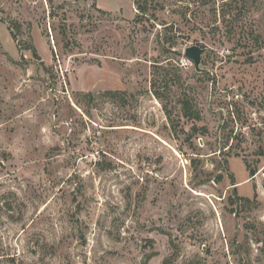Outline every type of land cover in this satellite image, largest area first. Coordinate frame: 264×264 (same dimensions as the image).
<instances>
[{
	"label": "rangeland",
	"instance_id": "rangeland-1",
	"mask_svg": "<svg viewBox=\"0 0 264 264\" xmlns=\"http://www.w3.org/2000/svg\"><path fill=\"white\" fill-rule=\"evenodd\" d=\"M166 260L264 264V0H0V264Z\"/></svg>",
	"mask_w": 264,
	"mask_h": 264
},
{
	"label": "trees",
	"instance_id": "trees-1",
	"mask_svg": "<svg viewBox=\"0 0 264 264\" xmlns=\"http://www.w3.org/2000/svg\"><path fill=\"white\" fill-rule=\"evenodd\" d=\"M147 10L146 7H142V11L145 13ZM158 95V93H157ZM159 96V95H158ZM182 113L183 116L186 117L188 120H191L193 122H197L201 119V113L196 109V106L194 104V100L190 96H186L182 100ZM192 130L196 133L199 131V128L197 127L196 124L193 125ZM254 174V171H252ZM222 176H219L218 179H221ZM234 194L237 195L236 192ZM240 198L238 197L237 201L235 200L234 202L237 203ZM247 200V199H245ZM164 264H171L169 260H166Z\"/></svg>",
	"mask_w": 264,
	"mask_h": 264
},
{
	"label": "water",
	"instance_id": "water-1",
	"mask_svg": "<svg viewBox=\"0 0 264 264\" xmlns=\"http://www.w3.org/2000/svg\"><path fill=\"white\" fill-rule=\"evenodd\" d=\"M206 51V48L201 47L200 45H191L186 47L185 56L190 58L198 71L202 70L200 67L202 63V55ZM236 190V189H235Z\"/></svg>",
	"mask_w": 264,
	"mask_h": 264
},
{
	"label": "built area",
	"instance_id": "built-area-1",
	"mask_svg": "<svg viewBox=\"0 0 264 264\" xmlns=\"http://www.w3.org/2000/svg\"><path fill=\"white\" fill-rule=\"evenodd\" d=\"M185 63L186 64H193V61L190 58L186 57Z\"/></svg>",
	"mask_w": 264,
	"mask_h": 264
}]
</instances>
